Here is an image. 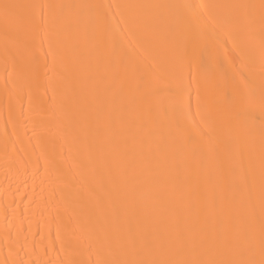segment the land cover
Listing matches in <instances>:
<instances>
[{"label": "bare ground", "instance_id": "obj_1", "mask_svg": "<svg viewBox=\"0 0 264 264\" xmlns=\"http://www.w3.org/2000/svg\"><path fill=\"white\" fill-rule=\"evenodd\" d=\"M0 264H264V0H0Z\"/></svg>", "mask_w": 264, "mask_h": 264}]
</instances>
